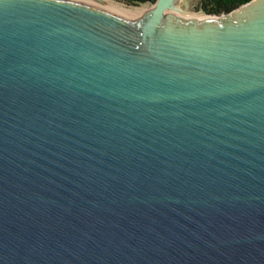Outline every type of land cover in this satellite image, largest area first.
<instances>
[{"label": "water", "instance_id": "obj_1", "mask_svg": "<svg viewBox=\"0 0 264 264\" xmlns=\"http://www.w3.org/2000/svg\"><path fill=\"white\" fill-rule=\"evenodd\" d=\"M156 6L0 0V264H264V0Z\"/></svg>", "mask_w": 264, "mask_h": 264}, {"label": "trees", "instance_id": "obj_2", "mask_svg": "<svg viewBox=\"0 0 264 264\" xmlns=\"http://www.w3.org/2000/svg\"><path fill=\"white\" fill-rule=\"evenodd\" d=\"M127 5L155 4L157 0H116ZM252 0H201L197 10L207 15L229 14Z\"/></svg>", "mask_w": 264, "mask_h": 264}, {"label": "rangeland", "instance_id": "obj_3", "mask_svg": "<svg viewBox=\"0 0 264 264\" xmlns=\"http://www.w3.org/2000/svg\"><path fill=\"white\" fill-rule=\"evenodd\" d=\"M106 1H110V0H106ZM112 2H115L119 5H122L126 8H129V9H143V10H150L152 9V7L155 4H141V5H127L126 3L124 2H121V1H116V0H111ZM201 0H181V5L184 9H187V10H192L194 9L195 11H188V13H185L183 14V16H202V17H205V16H214L216 18H218L219 16H222L224 14H221V15H207L205 14L203 11L201 10H197V7L199 6ZM186 18V17H185ZM187 20V19H186Z\"/></svg>", "mask_w": 264, "mask_h": 264}, {"label": "bare ground", "instance_id": "obj_4", "mask_svg": "<svg viewBox=\"0 0 264 264\" xmlns=\"http://www.w3.org/2000/svg\"><path fill=\"white\" fill-rule=\"evenodd\" d=\"M108 2L113 4L116 7V9H118L123 14H126V15L131 16V17H135V18H140L142 15H144L146 13H150V12L156 11V8H157V6L154 5L152 7V9H150V10L129 9V8H126V7H124L122 5H119V4L115 3V2H112L111 0L108 1ZM178 16L181 17V19H183L184 21H189V20L202 21V20H204L206 18H209L208 16L202 17V16H197V15L196 16H183V15L178 14ZM211 17L216 18L214 16H211Z\"/></svg>", "mask_w": 264, "mask_h": 264}]
</instances>
